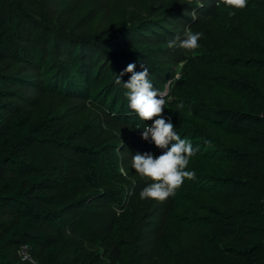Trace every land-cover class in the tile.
Wrapping results in <instances>:
<instances>
[{"label":"trees","instance_id":"obj_1","mask_svg":"<svg viewBox=\"0 0 264 264\" xmlns=\"http://www.w3.org/2000/svg\"><path fill=\"white\" fill-rule=\"evenodd\" d=\"M199 2L0 0V264H264V0ZM186 28L199 47L170 49ZM129 63L197 149L163 202L132 169L165 150L128 106Z\"/></svg>","mask_w":264,"mask_h":264},{"label":"clouds","instance_id":"obj_2","mask_svg":"<svg viewBox=\"0 0 264 264\" xmlns=\"http://www.w3.org/2000/svg\"><path fill=\"white\" fill-rule=\"evenodd\" d=\"M191 2V0H189ZM248 0H216V7L222 5L230 9H244L247 7ZM197 7H203V4L197 0ZM235 12H230L229 15H234ZM195 19V13H193ZM203 33L193 32L191 28H186L184 38L170 40L168 47L170 49L179 47L186 51H194L199 47V40ZM136 65L129 63L124 70L130 73V78L126 82H121L120 76H117L116 83L123 84L127 89L125 96L128 100L129 108L144 121H152L150 125L143 128L142 138L151 142L157 148L164 149L159 156H154L151 153L137 152L132 157V169L141 177L151 181L144 187L140 193V198L165 201L170 196L175 195L178 188L182 186L185 179H195V172L186 170L189 165L190 158L195 155L197 149H194L191 142L187 139H182L176 131L175 125L170 118H165L164 105L169 102L167 97V89L164 90L154 88L151 81L148 79L149 69L143 64L142 71H134ZM180 67H183L181 64ZM121 76L123 73L120 74ZM181 72L177 71L171 80H179ZM159 97V98H158ZM178 109L183 108V104L177 105ZM120 173L127 176L128 173L123 167L120 168ZM119 214V209L116 210ZM35 264V261L32 262Z\"/></svg>","mask_w":264,"mask_h":264},{"label":"built area","instance_id":"obj_3","mask_svg":"<svg viewBox=\"0 0 264 264\" xmlns=\"http://www.w3.org/2000/svg\"><path fill=\"white\" fill-rule=\"evenodd\" d=\"M19 255L24 261H32V258H31L30 252H29V248L27 245H23L19 249Z\"/></svg>","mask_w":264,"mask_h":264},{"label":"rangeland","instance_id":"obj_4","mask_svg":"<svg viewBox=\"0 0 264 264\" xmlns=\"http://www.w3.org/2000/svg\"><path fill=\"white\" fill-rule=\"evenodd\" d=\"M168 85V84H167ZM167 92H168V90H167Z\"/></svg>","mask_w":264,"mask_h":264}]
</instances>
